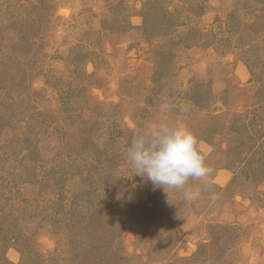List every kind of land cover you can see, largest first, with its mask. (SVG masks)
<instances>
[{"label": "rangeland", "instance_id": "374dc122", "mask_svg": "<svg viewBox=\"0 0 264 264\" xmlns=\"http://www.w3.org/2000/svg\"><path fill=\"white\" fill-rule=\"evenodd\" d=\"M159 122L211 169L170 196ZM0 213V264H264V0H0Z\"/></svg>", "mask_w": 264, "mask_h": 264}, {"label": "clouds", "instance_id": "9594fccd", "mask_svg": "<svg viewBox=\"0 0 264 264\" xmlns=\"http://www.w3.org/2000/svg\"><path fill=\"white\" fill-rule=\"evenodd\" d=\"M198 145L197 136L188 128L159 122L133 133L126 158L135 175L146 177L170 196L171 190H183L189 180H206L210 176L206 154ZM197 195L184 191L186 201Z\"/></svg>", "mask_w": 264, "mask_h": 264}, {"label": "trees", "instance_id": "16d2710c", "mask_svg": "<svg viewBox=\"0 0 264 264\" xmlns=\"http://www.w3.org/2000/svg\"><path fill=\"white\" fill-rule=\"evenodd\" d=\"M113 204V203H112ZM114 205V204H113ZM113 205H111V206H113ZM62 206V205H61ZM64 209V207L62 206V210H59L58 212H62V211H64L63 210ZM3 217V218H2ZM0 219H2L1 220V225H2V223L3 222H7V218L6 217H4V216H2L1 215V213H0ZM93 220L92 219H89L88 221L86 220V222H84L82 225H84L86 228L88 227V228H91L92 227V225H93ZM75 225V224H74ZM2 228V226H0V229ZM4 229V228H3ZM91 229H97V227H95V228H91ZM78 260H74V264H92V262L91 261H87V260H84V259H79V258H77ZM45 262V260L44 259H42V263H44ZM59 262V261H58ZM116 262V261H115ZM95 264H97V263H95Z\"/></svg>", "mask_w": 264, "mask_h": 264}]
</instances>
